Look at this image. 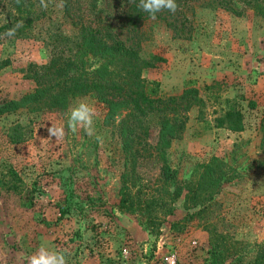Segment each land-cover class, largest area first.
Listing matches in <instances>:
<instances>
[{
    "label": "rangeland",
    "instance_id": "rangeland-1",
    "mask_svg": "<svg viewBox=\"0 0 264 264\" xmlns=\"http://www.w3.org/2000/svg\"><path fill=\"white\" fill-rule=\"evenodd\" d=\"M96 2L91 17L109 23L112 33L138 50L145 62L142 75L158 83L159 94H180L194 86L204 100L189 110L181 138L166 149L177 171L168 188L181 195L173 199L169 215L138 204L148 188L134 194L135 211L119 207L121 141L114 126L104 122L105 110L92 95L72 98L63 110L21 106L4 111L0 264H28L41 245L64 252L68 264H167L171 255L176 264H256V253L264 247V15L248 7L236 15L215 3L196 6L186 38L175 37L158 19L132 29L126 24L123 1ZM13 15L8 5H0V24ZM62 27L61 36L74 33L68 24ZM58 30L49 19L30 30L17 29L11 38L5 32L0 35V105L35 88L27 66L48 62L51 36ZM81 100L97 111L92 137L82 129L73 134L67 128L68 113ZM229 106L242 112L241 131L215 124L214 118ZM51 124L65 126L63 140L49 137ZM95 135L102 136L103 143ZM155 137L151 124L150 140ZM214 156L231 165L233 174L203 208L186 202V187ZM137 170L138 182L155 185L154 161ZM156 212L161 222L152 228L150 216ZM139 227L145 233L141 238L135 235Z\"/></svg>",
    "mask_w": 264,
    "mask_h": 264
},
{
    "label": "trees",
    "instance_id": "trees-1",
    "mask_svg": "<svg viewBox=\"0 0 264 264\" xmlns=\"http://www.w3.org/2000/svg\"><path fill=\"white\" fill-rule=\"evenodd\" d=\"M121 1L126 24L130 28L136 29L145 20L151 19L149 13L138 7L139 0ZM46 2L48 7L44 9L40 0H0V5H8L14 11L11 21L0 24V35L17 22H22L18 30L23 32L49 19L54 21V27L60 31L51 36L48 62L29 63L27 66L28 76L36 83L35 88L17 100L5 101L0 105V113L21 106H27L32 111L42 107L63 110L72 98L92 95L105 110L104 122L114 126L121 141L124 161L120 172L119 207L125 211H135L134 194L138 192L140 195L148 188V193H142L145 197H140L138 204L142 203L149 210L158 207L163 214H171L173 199L181 195L182 191H170L168 188L174 182L177 171L171 168L166 149L173 140L181 138L189 110L203 104L199 89L189 86L180 94H159L158 83L149 82L142 75L145 62L138 50L112 33L109 23L91 17L97 5L96 0ZM176 2L179 7L175 13L165 10L156 16L175 37H190L196 6L206 7L215 3V6L236 15H241L243 8L248 7L264 15V0ZM64 24L73 29L74 33L70 37L61 36ZM214 121L217 126L232 131L243 129L242 112L233 106L216 116ZM151 124L156 127L154 141L150 140ZM260 129L264 171V117ZM150 160L158 165L154 186L138 182L141 179L137 167ZM201 166L196 181L186 187L184 196L186 202L203 208L219 191L222 183L233 174L234 169L222 158L215 156ZM149 222L152 228L161 222L157 212L150 216ZM254 261L256 264H264V247L258 249Z\"/></svg>",
    "mask_w": 264,
    "mask_h": 264
},
{
    "label": "clouds",
    "instance_id": "clouds-1",
    "mask_svg": "<svg viewBox=\"0 0 264 264\" xmlns=\"http://www.w3.org/2000/svg\"><path fill=\"white\" fill-rule=\"evenodd\" d=\"M40 5L44 9L48 7L46 0H40ZM59 6L63 7V4ZM138 7L144 12L149 13L151 19L155 20L157 13L165 10L175 13L179 6L176 0H139ZM21 26L22 22H17V24L9 28L3 35L8 38L14 37L17 29ZM96 119L97 111L94 105L88 103L86 100H81L71 107L67 118V128L73 134L82 129L87 136L92 137L95 133L94 125ZM47 131L49 137L55 138V141L63 140L66 135L63 124H51ZM95 139L97 142L103 143L102 136L95 135ZM28 264H68V260L64 252L41 245L37 252L28 258Z\"/></svg>",
    "mask_w": 264,
    "mask_h": 264
},
{
    "label": "built area",
    "instance_id": "built-area-1",
    "mask_svg": "<svg viewBox=\"0 0 264 264\" xmlns=\"http://www.w3.org/2000/svg\"><path fill=\"white\" fill-rule=\"evenodd\" d=\"M166 262H167V264H176V260H175L174 255L166 257Z\"/></svg>",
    "mask_w": 264,
    "mask_h": 264
},
{
    "label": "crops",
    "instance_id": "crops-1",
    "mask_svg": "<svg viewBox=\"0 0 264 264\" xmlns=\"http://www.w3.org/2000/svg\"><path fill=\"white\" fill-rule=\"evenodd\" d=\"M144 234H145L144 231L140 227L135 228V235H139L141 238V237L145 236Z\"/></svg>",
    "mask_w": 264,
    "mask_h": 264
}]
</instances>
